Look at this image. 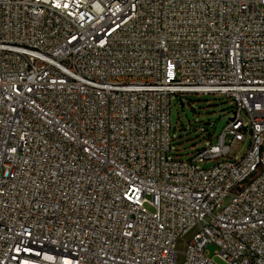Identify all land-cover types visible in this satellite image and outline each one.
<instances>
[{
	"label": "built area",
	"instance_id": "built-area-1",
	"mask_svg": "<svg viewBox=\"0 0 264 264\" xmlns=\"http://www.w3.org/2000/svg\"><path fill=\"white\" fill-rule=\"evenodd\" d=\"M188 94L232 117L171 157ZM180 255L264 264V0H0V264Z\"/></svg>",
	"mask_w": 264,
	"mask_h": 264
},
{
	"label": "rangeland",
	"instance_id": "rangeland-1",
	"mask_svg": "<svg viewBox=\"0 0 264 264\" xmlns=\"http://www.w3.org/2000/svg\"><path fill=\"white\" fill-rule=\"evenodd\" d=\"M230 102L231 99L226 96L174 95L171 101L172 149L170 156H175V153L181 150V154L187 159V154L216 143L232 117L233 105ZM250 137L251 133H248L245 143L234 148L233 154H236L237 161L246 155L250 147ZM213 164V162L202 161L197 166L206 169ZM207 250L213 256L217 248L210 245ZM214 260L219 264H224L219 257H214ZM178 264H183L181 255Z\"/></svg>",
	"mask_w": 264,
	"mask_h": 264
},
{
	"label": "water",
	"instance_id": "water-1",
	"mask_svg": "<svg viewBox=\"0 0 264 264\" xmlns=\"http://www.w3.org/2000/svg\"><path fill=\"white\" fill-rule=\"evenodd\" d=\"M182 106H183V103H182Z\"/></svg>",
	"mask_w": 264,
	"mask_h": 264
}]
</instances>
